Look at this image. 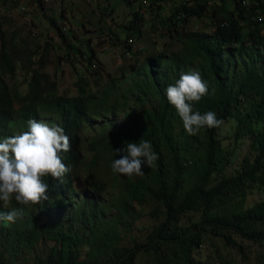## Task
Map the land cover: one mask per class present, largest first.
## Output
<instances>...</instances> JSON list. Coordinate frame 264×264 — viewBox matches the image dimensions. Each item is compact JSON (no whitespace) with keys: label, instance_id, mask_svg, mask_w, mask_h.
Returning <instances> with one entry per match:
<instances>
[{"label":"trees","instance_id":"trees-1","mask_svg":"<svg viewBox=\"0 0 264 264\" xmlns=\"http://www.w3.org/2000/svg\"><path fill=\"white\" fill-rule=\"evenodd\" d=\"M32 1L40 9L45 3ZM153 1L149 6L152 18L163 0ZM231 1L234 8L227 16L212 15L214 27L209 33L178 32V26L189 19L202 18L209 2L180 1L167 18L160 20L170 38L180 36V51L168 57L151 54L119 76L108 78L97 91L86 89V78H79L74 96L58 94L50 76L38 69L30 71L27 92L21 95L6 81L7 76L14 75L15 64L10 52L0 46V138L27 131V121L35 119L60 125L71 142V151L62 154L71 172L63 179L45 178L48 201L30 206H22L14 198L7 205L0 201V212L23 207V215L14 222L0 220L1 246L8 253L4 256L0 251V264H9L23 254L32 255V264H133L142 251L152 253L156 264H201L194 262L192 251L201 245L204 233L220 235L226 245L239 250L242 247L225 233L264 243V200L245 206L249 191L264 193V17L260 19L264 3L255 0L257 5L248 9L245 0ZM142 19L139 13L133 14L127 29L140 35L137 27ZM50 23L66 42L65 26H58L53 18ZM129 38L128 34L121 42L110 33L111 44L122 46V50ZM87 43L88 53L79 54L86 60V69L96 68L95 52L89 40ZM66 47L75 50L72 44ZM190 70L199 72L209 86V94L194 102V110L201 114L213 111L224 124L233 120V149L248 142V156L228 176L223 173L232 165L235 153L223 146L218 136L221 127L189 135L167 100L166 88ZM118 114L126 119L114 125L111 118ZM88 130L93 135L84 137ZM140 140L153 145L159 156L155 166L143 165V176L129 178L113 173L112 162L121 158L115 149ZM83 145L90 154L91 169L105 161L112 176L120 178L122 191L111 204L98 202L99 196L91 189L77 193L72 186V169L81 160ZM217 174L221 176L214 177ZM148 200L163 208V222L147 235L146 245L121 247L115 228H130L137 218L132 204L142 205ZM64 207L72 213L66 223L63 218L42 222L43 214L54 218ZM106 207L115 210L109 219L104 217ZM188 212L200 213L191 227L197 231L178 225ZM150 215L156 216L157 209ZM80 221L85 226L75 228ZM48 242L52 246L47 247ZM85 244L90 248L82 256L80 247Z\"/></svg>","mask_w":264,"mask_h":264},{"label":"rangeland","instance_id":"rangeland-1","mask_svg":"<svg viewBox=\"0 0 264 264\" xmlns=\"http://www.w3.org/2000/svg\"><path fill=\"white\" fill-rule=\"evenodd\" d=\"M171 2L172 0H163L161 2L163 10H154L156 16L153 15L152 18L150 17L152 13L148 14L145 5H141L143 4L142 0H46L42 9L32 0H0V46L10 52L15 64L14 75L7 76L6 81L13 89H17L21 95H24L31 77L30 71L38 69L50 76V81L54 82L58 94L76 95L78 93L76 83L79 78H86V89L97 91L108 78L119 76L121 71H125L128 66L141 63L151 54H163L168 57L171 53L181 50L180 36L174 35L170 38L167 28L160 23V20L169 16L174 6V3L171 4ZM245 3L248 9H253L257 5L256 1L252 3L247 0ZM19 4L24 5L28 12L19 11ZM207 8V12L202 18L194 17L189 19L187 24L179 25L178 32H212L214 27L212 15L214 14L215 17L227 16L228 10H232L234 4L231 0L223 2L218 0L216 3L210 0ZM105 11L108 13L105 14ZM138 12L140 14L142 12V18H144L140 24V35L127 29L133 19V14ZM256 12L260 13V11ZM263 17L264 14H261L260 19ZM51 18L58 26L64 25L67 29L66 42H62L52 28ZM262 25L264 26V23ZM110 33L121 42L126 39L128 34L129 37H132L128 39L133 40L132 47L130 49L125 47L126 56L122 52V46L111 44ZM88 40L95 52L96 68L86 69V60L79 54V52L88 53ZM68 44L74 46L73 52L68 51L66 47ZM66 54L68 55L66 56ZM80 84L84 85L83 82ZM111 119L116 125L125 121L126 118L118 114ZM234 127L233 120L221 126L218 136L224 147L233 149L232 132ZM92 133L93 131L88 130L84 131L83 135L90 137L93 135ZM233 150L235 155L232 158V165L226 168L223 173L227 176L233 172L234 167L244 156H248V142ZM89 158L90 154L87 153L85 145H83L81 160L72 169V186L77 193L91 189L95 195L99 196L98 202L111 204L113 197L122 191L120 178L117 175L112 176L105 161L91 169L88 165ZM249 158H252V155L249 154ZM188 173L186 174L188 175ZM262 200H264V193L249 191L245 197V206L256 204ZM155 208L157 215L151 216L150 213ZM132 209L137 215L134 224L129 225L130 228L128 226L115 228V232L120 238L118 244L121 247L132 248L146 245L147 235L164 220L163 208L149 200L142 205L133 203ZM114 212L113 208L106 207L104 217L109 219L114 215ZM71 215L69 209L64 207L60 212H56L54 218L43 214L42 222L47 224L49 219L63 218L66 223ZM199 217V212L185 213L181 216L178 225L183 228H191L198 222ZM84 226L80 221L76 223L75 228ZM191 230L197 231L198 229L191 228ZM85 232L87 231L85 230ZM225 234L236 245L241 246L242 250L234 245H226L224 238L220 235L204 233L201 245L192 251L194 262L201 264H264V243L259 245L244 240L233 232ZM1 243L0 241V251L5 252ZM47 245L50 247L52 243L48 242ZM88 248H90L88 244L80 247L82 256L86 254ZM4 256H8V253L5 252ZM9 264H32V255H19ZM133 264H156V260L152 253H143L142 251L134 258Z\"/></svg>","mask_w":264,"mask_h":264},{"label":"clouds","instance_id":"clouds-1","mask_svg":"<svg viewBox=\"0 0 264 264\" xmlns=\"http://www.w3.org/2000/svg\"><path fill=\"white\" fill-rule=\"evenodd\" d=\"M209 94V86L197 71L182 72L174 85L166 88L168 102L175 108L189 135L204 128H219L224 124L213 111L201 114L194 110ZM28 130L11 137L0 138V201L5 205L14 198L22 206L44 204L49 200V184L45 178L63 179L71 168L63 161V153L71 151L69 136L60 125L45 120L27 121ZM121 154L111 164L113 173L129 178L143 176V165L151 168L159 159L150 141L127 142ZM23 215V207L0 212V220L14 222Z\"/></svg>","mask_w":264,"mask_h":264},{"label":"crops","instance_id":"crops-1","mask_svg":"<svg viewBox=\"0 0 264 264\" xmlns=\"http://www.w3.org/2000/svg\"><path fill=\"white\" fill-rule=\"evenodd\" d=\"M130 1V0H129ZM134 1H137V0H134ZM179 1H181V0H172V2H171V4L172 3H174V5L176 4V3H179ZM209 2H210V0H208ZM213 3H216L218 0H211ZM249 1H251V0H249ZM152 2H154L153 0H142V3L143 4H141V5H145V8H146V10H147V12H148V14H149V12H151V10H150V8H149V6H150V4H152ZM45 4V3H44ZM160 6H161V8H160V10H163V6L160 4ZM18 10H21V9H18ZM172 10V9H171ZM139 13V12H138ZM140 14V13H139ZM143 13L141 12V14L140 15H142ZM138 29H140V31H141V25H140V27H137ZM142 30H143V28H142ZM133 32V31H132ZM134 32H136V33H138L136 30L134 31ZM139 34V33H138ZM141 34V33H140ZM107 47V46H106ZM105 48V47H104Z\"/></svg>","mask_w":264,"mask_h":264},{"label":"built area","instance_id":"built-area-1","mask_svg":"<svg viewBox=\"0 0 264 264\" xmlns=\"http://www.w3.org/2000/svg\"><path fill=\"white\" fill-rule=\"evenodd\" d=\"M41 1V3H43V2H46V0H40ZM245 1H247V0H245ZM251 1H255V0H251ZM262 2L264 3V0H262ZM19 8L21 9V11L22 12H28L27 10H26V8L24 7V5H20L19 4ZM179 17V16H178ZM132 38V37H131ZM134 48H135V46H134ZM123 54H125V52H126V49H125V46H124V49H123ZM135 53V52H134Z\"/></svg>","mask_w":264,"mask_h":264},{"label":"bare ground","instance_id":"bare-ground-1","mask_svg":"<svg viewBox=\"0 0 264 264\" xmlns=\"http://www.w3.org/2000/svg\"><path fill=\"white\" fill-rule=\"evenodd\" d=\"M132 44H133V40H128L126 43H125V47L127 48V49H130L131 47H132ZM134 46V45H133ZM127 51V50H126ZM128 52H130V51H128ZM128 54V53H127Z\"/></svg>","mask_w":264,"mask_h":264}]
</instances>
